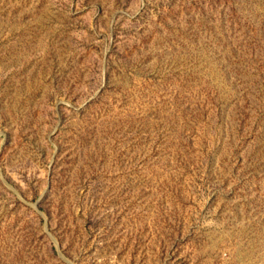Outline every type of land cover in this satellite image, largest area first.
Masks as SVG:
<instances>
[{
    "label": "rangeland",
    "instance_id": "rangeland-1",
    "mask_svg": "<svg viewBox=\"0 0 264 264\" xmlns=\"http://www.w3.org/2000/svg\"><path fill=\"white\" fill-rule=\"evenodd\" d=\"M0 264H264V0H0Z\"/></svg>",
    "mask_w": 264,
    "mask_h": 264
}]
</instances>
